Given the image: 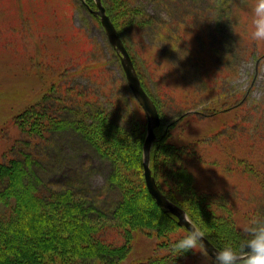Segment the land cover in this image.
Returning <instances> with one entry per match:
<instances>
[{"label": "rangeland", "instance_id": "obj_1", "mask_svg": "<svg viewBox=\"0 0 264 264\" xmlns=\"http://www.w3.org/2000/svg\"><path fill=\"white\" fill-rule=\"evenodd\" d=\"M86 2L95 8V0ZM132 3L143 11L138 18L142 23L126 24L123 28L121 21L118 31L145 78L143 86L162 108L164 124L185 114L170 131L175 144L211 137L236 122L243 116L241 110L222 111L230 101L249 98L252 103L262 97L264 59L257 71L255 60L263 54L264 42L257 43L249 33L247 37L251 40L240 33L249 31L251 0H132ZM144 11L151 19L142 15ZM181 20L189 25L187 36L170 56H165L163 51L170 42L165 40V29L159 22L177 32ZM145 25L150 29L155 26V32L144 30ZM192 26L199 28L200 33ZM186 41L190 48L184 45ZM250 83L254 86L247 94ZM69 88L90 93L92 100L130 127L138 116L147 120L101 20L83 0H0V161L15 153L25 167L26 181L34 183L37 177L50 180L55 186L73 187L78 196L91 198L95 205L108 209L118 197L107 185L111 163L73 127L71 121L80 113L78 109H65L63 99ZM173 90L176 98L171 99ZM43 102L50 109L55 108L52 113L67 122L44 140L31 137L32 143L27 146L21 139L29 135L20 129L17 117ZM201 110L220 113L207 117ZM29 149L34 158L31 166L24 160V151ZM110 235L109 240L122 243V237ZM162 242L158 235L136 229L128 256L118 264H139L157 255L173 254L169 249L173 242L167 249L161 247ZM191 251L192 254L180 257L173 254L163 264H214L207 251L206 256ZM75 264L105 263L90 258Z\"/></svg>", "mask_w": 264, "mask_h": 264}, {"label": "trees", "instance_id": "obj_2", "mask_svg": "<svg viewBox=\"0 0 264 264\" xmlns=\"http://www.w3.org/2000/svg\"><path fill=\"white\" fill-rule=\"evenodd\" d=\"M103 3L117 31L121 21L123 28L126 24L142 23L138 18L143 11L139 5L134 6L132 0H103ZM145 14L144 11L142 15L146 19L150 18ZM159 24L165 29V40L170 42L163 53L170 56L187 36L189 25L181 20L176 32L165 23ZM145 26L146 29L142 28L147 32H155V26L153 30ZM240 33L251 40L247 37L249 31ZM184 45L191 47L187 41ZM263 59L264 52L256 57V71L261 68ZM163 63L164 59L161 65ZM135 66L145 86V78L137 64ZM250 84L245 91L247 94L254 86ZM67 92L63 99L65 109H78L80 113L71 121L72 125L93 150L110 161L107 185L118 197L106 209L95 205L91 198L78 196L73 187L55 186L52 181L37 177L34 183L26 181L25 167L15 153L12 154L9 159L0 161V264H75L80 259L90 258L118 264L128 256L136 229L158 235L163 241L161 247L167 249L171 242L182 238L181 233H186L187 229L179 225L178 217L157 204L145 182L143 143L147 120L138 116L130 127L92 100L90 93L70 88ZM170 95L171 99L176 98L174 90ZM152 98L161 114V126L156 128L150 167L162 192L183 207L195 223L205 227L209 233L207 238L219 249L229 241H239L243 238L241 226L249 217L264 218V92L252 103L249 98L230 101L222 111L237 109L243 116L211 137L187 144H175L170 135L185 114L166 125L158 100ZM54 110L43 102L23 111L17 117L18 123L29 136L21 141L28 146L32 143L31 137L44 140L54 129L62 128L67 120L54 115ZM218 113L204 114L214 117ZM31 152L30 149L24 151L28 166L34 160ZM109 232L119 239L122 237V243L109 240ZM169 249L176 257L193 253L190 250L180 254L172 247ZM173 254L157 255L139 264H163Z\"/></svg>", "mask_w": 264, "mask_h": 264}, {"label": "water", "instance_id": "obj_3", "mask_svg": "<svg viewBox=\"0 0 264 264\" xmlns=\"http://www.w3.org/2000/svg\"><path fill=\"white\" fill-rule=\"evenodd\" d=\"M83 2L87 4L86 0H83ZM95 4V8L90 9L99 18V20H101L109 42L114 46L117 54L120 56L121 65L123 66L125 78H127L130 90H132L134 97L141 104L144 113H146L147 132L143 143V160L144 176L148 190L150 194L153 195L154 199H156L157 204L178 217L179 225H182L188 230L189 225H186L184 221V214H187V212L183 207L175 204L168 196H166V194L162 192L150 167V154L153 148V143L157 139L156 128L161 126V114L158 106L155 100H153L151 95L144 88L141 77H139L136 66L134 65L132 55L129 53L127 45L124 43L119 31H117L114 21L111 20L103 0H95ZM204 243L206 251L214 259V251L219 248L215 246L214 243L207 237L205 238Z\"/></svg>", "mask_w": 264, "mask_h": 264}, {"label": "clouds", "instance_id": "obj_4", "mask_svg": "<svg viewBox=\"0 0 264 264\" xmlns=\"http://www.w3.org/2000/svg\"><path fill=\"white\" fill-rule=\"evenodd\" d=\"M249 35L257 42H264V0H251ZM184 221L189 225L186 234L176 240L172 249L176 253L190 250L207 255L204 240L209 234L202 225L195 223L187 214ZM243 238L237 242L229 241L214 251V264H264V218L255 215L241 226Z\"/></svg>", "mask_w": 264, "mask_h": 264}]
</instances>
